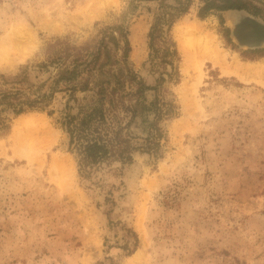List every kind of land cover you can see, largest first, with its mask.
Returning a JSON list of instances; mask_svg holds the SVG:
<instances>
[{
    "label": "rangeland",
    "instance_id": "1",
    "mask_svg": "<svg viewBox=\"0 0 264 264\" xmlns=\"http://www.w3.org/2000/svg\"><path fill=\"white\" fill-rule=\"evenodd\" d=\"M149 6L155 3L133 9L130 0H0V37L17 26L33 34L11 50V60L0 57V73L26 72L34 88L49 83L38 64L50 42L83 45L100 28L124 23L130 65L154 85L160 73L149 60ZM198 9L194 0L171 29L180 76L164 83L176 114L162 122L159 156L136 151L131 163L85 178L61 123L67 93L24 112L42 121L19 152L20 114L7 113L0 128V264H264V55L254 53L264 48V36L255 46L241 44L235 11L247 12L202 18ZM183 22L202 27L226 66L235 57L253 64L238 70L241 77L210 60L187 61L175 31ZM83 96L77 93L79 102Z\"/></svg>",
    "mask_w": 264,
    "mask_h": 264
},
{
    "label": "trees",
    "instance_id": "2",
    "mask_svg": "<svg viewBox=\"0 0 264 264\" xmlns=\"http://www.w3.org/2000/svg\"><path fill=\"white\" fill-rule=\"evenodd\" d=\"M133 9L140 2L155 3L148 9L153 20L148 32L149 60L159 72L149 85L129 62L131 44L124 23L100 28L83 45L57 39L46 48V59L38 64L49 72L46 90L26 85L27 73L9 78L0 73V128L6 127L7 113L15 115L44 109L57 92L68 95L61 121L77 154L79 173L90 178L115 163L133 161L136 151L161 154L165 131L162 122L176 114L166 81L179 80L177 44L171 35L174 23L191 8L194 0H130ZM200 17L215 11H235L234 32L241 44L255 46L264 36V0H198ZM253 16H251V15ZM255 16V18H254ZM264 55V48L254 51ZM171 69L168 70V66ZM42 86V87H41ZM84 93L79 102L77 93ZM152 92L150 98L149 93ZM70 100L77 102L72 113Z\"/></svg>",
    "mask_w": 264,
    "mask_h": 264
},
{
    "label": "bare ground",
    "instance_id": "3",
    "mask_svg": "<svg viewBox=\"0 0 264 264\" xmlns=\"http://www.w3.org/2000/svg\"><path fill=\"white\" fill-rule=\"evenodd\" d=\"M202 27L199 26L198 23H178L175 26V31L178 37L179 42V48L186 56V60H190V58L194 61H199L200 66L205 60H210L215 65H220L222 69L225 72H232L240 70L243 71L242 67H250V64H253V61H245V63H242L237 57L234 58V61L228 66L225 65L224 61V54L219 49L218 45L213 43L209 36L205 33H203ZM33 35V34H32ZM31 35L30 30L25 27H15L9 32H7L5 35L0 37V57H2L3 60H11L9 59V54L11 53V50H21L22 44L26 41L27 38L29 39ZM32 38V37H31ZM34 39V38H33ZM33 41V40H32ZM9 56V57H8ZM8 58V59H7ZM197 64V63H194ZM234 67V68H232ZM184 68V66H183ZM188 68V64L185 65V70ZM201 68V67H200ZM241 77L243 74L238 72ZM246 79H249L247 77H244ZM185 86V82L183 83ZM37 113H22L19 115V117L16 118V122L14 125V133H15V140H14V150L15 152L22 151L24 146L22 143L25 144V141L31 136V131L41 123V119L38 118L36 115ZM38 128V127H37ZM53 163H56L57 165L61 166V160L56 157L53 159ZM75 173V171H74ZM73 173V175H74ZM71 173H68V177L66 181L70 182L71 179L74 177L73 175H70ZM67 177V175H66ZM72 177V178H71ZM70 178V179H69Z\"/></svg>",
    "mask_w": 264,
    "mask_h": 264
}]
</instances>
